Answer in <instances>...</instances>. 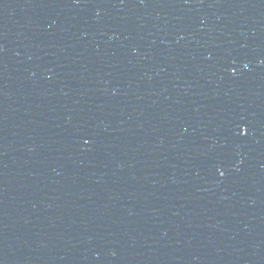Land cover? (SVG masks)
<instances>
[{"label": "water", "instance_id": "95a60500", "mask_svg": "<svg viewBox=\"0 0 264 264\" xmlns=\"http://www.w3.org/2000/svg\"><path fill=\"white\" fill-rule=\"evenodd\" d=\"M0 264H264V0H123Z\"/></svg>", "mask_w": 264, "mask_h": 264}, {"label": "snow or ice", "instance_id": "6c2138e0", "mask_svg": "<svg viewBox=\"0 0 264 264\" xmlns=\"http://www.w3.org/2000/svg\"><path fill=\"white\" fill-rule=\"evenodd\" d=\"M245 131H246V129H245ZM223 174V173H222Z\"/></svg>", "mask_w": 264, "mask_h": 264}]
</instances>
